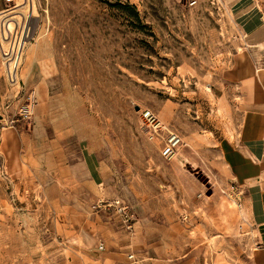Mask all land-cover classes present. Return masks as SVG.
Instances as JSON below:
<instances>
[{"label":"rangeland","instance_id":"1","mask_svg":"<svg viewBox=\"0 0 264 264\" xmlns=\"http://www.w3.org/2000/svg\"><path fill=\"white\" fill-rule=\"evenodd\" d=\"M32 4L18 86L0 63L20 161L0 149V264H264L246 125L264 121V0ZM144 110L181 138L170 157Z\"/></svg>","mask_w":264,"mask_h":264},{"label":"bare ground","instance_id":"2","mask_svg":"<svg viewBox=\"0 0 264 264\" xmlns=\"http://www.w3.org/2000/svg\"><path fill=\"white\" fill-rule=\"evenodd\" d=\"M34 15H36V10L34 4H32V0L16 2L11 8L0 10V47L4 51L9 49L7 50L6 56L0 51V63L2 67L5 65L6 67L12 68L14 65V78L12 82H9L10 85L13 86L19 85V64L22 61L29 63L30 54L33 53L34 49L27 48L24 50V45L27 43V40H23V38L27 34L23 37L14 38L10 33L15 27H21L27 17ZM6 59L8 60L7 62ZM13 130L14 128L10 123H4V125H2L0 128V149L5 152L7 170L12 174H18L20 173V161L17 155L18 142ZM240 193L241 192H238L236 194ZM240 211L242 220L245 222L247 221L251 225L246 210L241 208Z\"/></svg>","mask_w":264,"mask_h":264},{"label":"crops","instance_id":"3","mask_svg":"<svg viewBox=\"0 0 264 264\" xmlns=\"http://www.w3.org/2000/svg\"><path fill=\"white\" fill-rule=\"evenodd\" d=\"M256 79H254V83L256 85V88L258 90H262L264 92V69L261 71H258L256 69ZM256 98V97H255ZM259 100V96H257L256 101ZM248 120V121H247ZM246 120V125L248 127H251L252 129H248L247 135L252 139L253 144L259 143L261 140V137H264V121L262 123L258 122L259 119L257 118H249ZM257 121V124H256ZM246 126V128H247ZM256 145L255 148H259L260 145ZM252 154V161L254 164V171L252 173V176H255V178H252L254 180L249 183L248 187V195H249V202L252 210V218L254 220L253 225L256 226L258 237L257 242L259 243V247L264 250V156L259 155L257 151H251ZM249 174V173H244ZM247 177V176H246ZM245 178V177H244Z\"/></svg>","mask_w":264,"mask_h":264},{"label":"built area","instance_id":"4","mask_svg":"<svg viewBox=\"0 0 264 264\" xmlns=\"http://www.w3.org/2000/svg\"><path fill=\"white\" fill-rule=\"evenodd\" d=\"M7 50H2L0 47L1 53L6 56ZM8 60L6 59V62ZM15 64V63H14ZM14 65L12 68L3 66L4 74L6 76V79L8 82H12L14 78ZM33 101V100H32ZM32 104L26 103L22 105V107L19 109V115L24 118L28 119V117L31 114L32 110ZM141 119L143 120L144 124L146 125L147 131L149 133L150 138H160L161 143L159 147V152L161 156L163 157H170L172 154L175 153L177 147H179L182 144L181 138L178 134H176L174 131L167 130L165 135L162 136L163 131H165V126L159 121L157 116L150 110H144L141 112ZM241 194V193H240ZM240 199V197H237ZM240 205V204H239ZM133 255H130L129 258H132Z\"/></svg>","mask_w":264,"mask_h":264}]
</instances>
